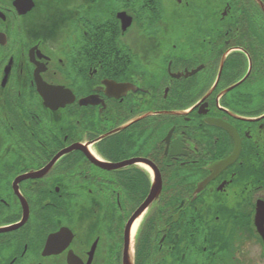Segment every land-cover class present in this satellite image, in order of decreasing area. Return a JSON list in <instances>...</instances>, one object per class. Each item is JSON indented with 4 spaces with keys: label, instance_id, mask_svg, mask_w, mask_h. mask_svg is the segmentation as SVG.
<instances>
[{
    "label": "flooded vegetation",
    "instance_id": "obj_1",
    "mask_svg": "<svg viewBox=\"0 0 264 264\" xmlns=\"http://www.w3.org/2000/svg\"><path fill=\"white\" fill-rule=\"evenodd\" d=\"M130 262L264 264V0H0V264Z\"/></svg>",
    "mask_w": 264,
    "mask_h": 264
},
{
    "label": "bare ground",
    "instance_id": "obj_2",
    "mask_svg": "<svg viewBox=\"0 0 264 264\" xmlns=\"http://www.w3.org/2000/svg\"><path fill=\"white\" fill-rule=\"evenodd\" d=\"M130 264H133L132 262H130Z\"/></svg>",
    "mask_w": 264,
    "mask_h": 264
},
{
    "label": "water",
    "instance_id": "obj_3",
    "mask_svg": "<svg viewBox=\"0 0 264 264\" xmlns=\"http://www.w3.org/2000/svg\"><path fill=\"white\" fill-rule=\"evenodd\" d=\"M259 214V213H258Z\"/></svg>",
    "mask_w": 264,
    "mask_h": 264
}]
</instances>
